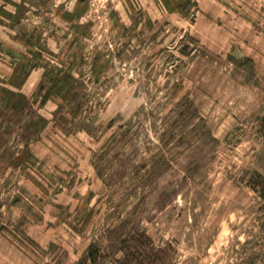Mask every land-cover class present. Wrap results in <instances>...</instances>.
<instances>
[{
  "label": "rangeland",
  "instance_id": "1",
  "mask_svg": "<svg viewBox=\"0 0 264 264\" xmlns=\"http://www.w3.org/2000/svg\"><path fill=\"white\" fill-rule=\"evenodd\" d=\"M263 189L264 0H0V264H264Z\"/></svg>",
  "mask_w": 264,
  "mask_h": 264
},
{
  "label": "trees",
  "instance_id": "2",
  "mask_svg": "<svg viewBox=\"0 0 264 264\" xmlns=\"http://www.w3.org/2000/svg\"><path fill=\"white\" fill-rule=\"evenodd\" d=\"M261 192V196L262 197H264V189L263 190H261L260 191ZM125 242V241H124ZM96 246L93 244V245H91V247H90V254H89V260H91V262L92 263H97L100 259H101V257H103L100 253H99V251H98V249L97 248H95ZM136 250V249H135ZM136 255L137 254H131V259H130V255H129V258H127L125 261H124V264H130L131 262H133V260H135L136 259ZM138 255H140V256H143V257H145V252H143V253H139L138 252ZM151 260V259H150ZM149 260V261H150ZM141 264V263H140Z\"/></svg>",
  "mask_w": 264,
  "mask_h": 264
}]
</instances>
